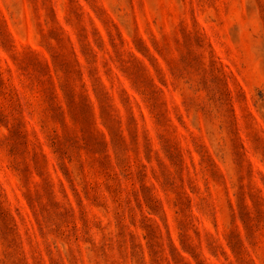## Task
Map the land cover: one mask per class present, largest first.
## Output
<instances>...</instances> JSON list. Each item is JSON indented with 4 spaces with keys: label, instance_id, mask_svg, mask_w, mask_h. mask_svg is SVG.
Instances as JSON below:
<instances>
[{
    "label": "rangeland",
    "instance_id": "374dc122",
    "mask_svg": "<svg viewBox=\"0 0 264 264\" xmlns=\"http://www.w3.org/2000/svg\"><path fill=\"white\" fill-rule=\"evenodd\" d=\"M0 264H264V0H0Z\"/></svg>",
    "mask_w": 264,
    "mask_h": 264
}]
</instances>
